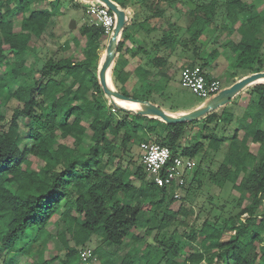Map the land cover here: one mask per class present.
Instances as JSON below:
<instances>
[{
  "label": "trees",
  "instance_id": "trees-1",
  "mask_svg": "<svg viewBox=\"0 0 264 264\" xmlns=\"http://www.w3.org/2000/svg\"><path fill=\"white\" fill-rule=\"evenodd\" d=\"M32 1L0 0V66H4L0 77V108L6 98L15 99L21 105L13 111L9 120L0 113V255L35 254L42 264L54 260H58L59 264H84L79 250L87 247L92 235L121 246L126 238L132 236L136 226L144 223L140 220L141 204L123 202L126 197L135 199L138 195L127 171L118 165L111 171L105 170L100 166L103 156L106 155L107 162H113L116 152L132 148L138 132L148 135L147 138L141 137L139 142L165 145L173 155L194 158L204 149V144L202 141H196L191 146L180 147L179 144L198 118L166 123L156 115L129 109L124 101L110 98L104 92L97 74L99 68L95 64L99 49L109 39L101 26L81 25L80 34L87 40L83 58L75 59L72 55L49 58L41 67H36L31 36L39 38L42 35L52 13L30 10ZM111 1L123 11L133 7L132 15L118 33L115 56L119 54L125 65L126 57L143 54L144 65L148 67L141 66L140 69L145 77L152 69L164 77L175 45L181 44L182 50H190L189 43L193 45L192 54L200 63L190 59L181 68L186 65L203 67L209 63L208 58L213 60L228 48L235 54L232 70L227 74L231 84L235 82L233 77L239 70H247L250 74L264 71V33L260 35L264 31V13H261L264 0L257 6L246 0ZM12 3L15 5L12 6ZM168 11H171L169 15ZM16 12L21 13L17 29L10 18ZM173 14L177 15L175 20ZM161 19H165L167 28L162 30L151 49H146L143 42L129 40L135 25L149 33L156 30V23ZM181 20L185 23H180ZM226 20L238 23L241 29L239 40L233 42L218 37L210 52L200 57L203 32L212 26L215 29L225 28ZM180 29L182 34H178ZM228 35L227 30L222 32V36ZM10 57H13L12 60ZM27 62L31 74L25 77L22 67ZM124 65H118L116 70L115 90L144 101L138 94L142 87L138 85V89H134L136 82H127L130 71L125 70ZM19 77L32 83L13 87ZM66 80L70 82L65 83ZM245 88H248L257 110L253 119L255 132L252 141L259 143L261 148L262 156L258 164H255L256 155L238 136L236 129L228 140L224 135L216 137L212 129L208 145L217 150L226 141L224 157L217 169L209 170L202 165L204 159L201 156L192 175L197 180L204 176L210 184L216 181L230 183L238 193L235 212L224 220L219 221L215 217L202 222L200 239L210 250L208 257L190 249H181L172 236L160 237L157 241L162 255L156 264H221L225 259H228L227 264H264V247H261L264 242V212L257 213L264 199V130L259 127L264 119V81H254ZM112 108L119 116L115 123L112 122ZM19 114L30 120L28 135L32 143L25 148H20L18 144ZM221 116L212 111L199 121H205L203 126L209 123L217 126ZM159 123H163L162 133L153 141L150 137L154 136ZM85 134H89L90 141L87 154H75L74 148L58 140V137H70L77 147L84 141ZM28 154L43 162L42 172L29 167ZM249 161L254 163L251 168L247 167ZM134 176L144 183L148 198L152 200L156 193L163 198L155 202L154 214L162 207L163 200L169 197L156 226L158 235L174 223L188 225L182 218L188 214L183 204L175 210L172 208L176 202L173 188L160 187L148 180L141 162ZM245 197L250 201L243 205ZM49 223L56 228L61 224L62 231L52 233L47 228ZM151 231V228L146 229L148 234ZM225 231L229 236L222 241ZM183 234L191 241L196 240L197 235L191 228ZM55 236L64 249L63 254L45 259L46 245ZM68 236L73 245L69 243ZM132 249L128 248L118 263L112 254L103 249H94L92 256H97L96 264H134ZM144 251L148 259L155 254L149 245Z\"/></svg>",
  "mask_w": 264,
  "mask_h": 264
},
{
  "label": "rangeland",
  "instance_id": "rangeland-1",
  "mask_svg": "<svg viewBox=\"0 0 264 264\" xmlns=\"http://www.w3.org/2000/svg\"><path fill=\"white\" fill-rule=\"evenodd\" d=\"M249 4H254L255 6L260 5L263 0H246ZM99 4L100 2L97 0H63L61 3V10L59 11L61 15V20L64 22L65 28H73V24H76L77 29L81 26L82 21H87L88 17L85 14V8L90 4ZM261 13H264V9ZM177 15L173 16L175 20ZM184 20H181L180 23H183ZM226 22L225 28L215 29L214 26L207 29L203 32L200 42L202 44V49L200 51V57L206 56L208 52L215 46V42L218 37L223 39L231 40L233 42H237L240 37L241 29L238 27V23L233 24L228 20ZM185 23V22H184ZM183 23V24H184ZM183 24H179L183 26ZM166 25V24H165ZM163 27H166V26ZM227 30L229 35L222 36V32ZM182 30L178 31V34H182ZM264 31L260 34L263 35ZM185 38L188 40V36L186 34ZM109 37V36H107ZM44 38V40H43ZM40 43H44L46 48L50 50H46L43 48L41 52H39V57L44 60H39L36 67H41L45 58L49 56H57L61 55L62 51L57 48L56 42L49 39L50 37H43ZM185 39V40H186ZM190 50H182L183 47L181 44L175 45V55H170L168 58L169 68L167 69V74L158 78V82H152L150 85H145V83L139 82L138 85L142 87L143 91H138L140 98L145 99L144 101H148L160 109L164 110L166 113L173 114H181L187 113L191 110H194L202 103H205L207 99L200 98L193 93H191L187 88L183 87L179 81V68L187 63L188 61L193 60L196 61V64H199L200 61L192 54L191 50L193 49V45L191 43L188 44ZM264 50V46L263 49ZM227 53H230V62L232 63L235 57V54L229 49L225 50ZM69 51L65 52L68 54ZM13 57H10L12 60ZM103 58V57H102ZM119 59V54H116L114 58V63H117ZM211 60L210 58H208ZM232 68V67H231ZM228 69L225 74H230V70ZM4 66H0V77L3 75ZM22 73L24 76H29L31 74L30 68L27 65L22 67ZM249 71L247 70H239L236 75L233 77L234 81L243 78L244 76L249 75ZM57 78H60V75H57ZM21 83H32L31 80L25 79L24 77H19L13 87ZM231 81H222L221 88H225L229 86ZM138 85L134 86V89H138ZM131 89V88H129ZM248 88H243L238 93H236L227 103L219 106L214 111L217 114H222V116L217 121V126H214L213 123L207 124V126H203L204 122L199 121L203 116L205 117L207 114L198 117V122L192 126L191 131L188 133L187 137L181 138L179 141L180 147L183 146H191L196 141H202L204 144V149H202L195 157V166L188 173L186 178V183L184 188H182L180 192V197L176 198V202L172 204V208L175 210L178 208L179 204H183L185 209L187 210V216H183L188 225H179L174 223L165 229L161 235H158L157 231V223L160 219V215L165 209V206L168 203L169 197L163 200L162 207L159 211L154 214L153 206L155 202H157L160 198V195L156 193L151 200L147 196L144 183L139 181L135 176L134 172L137 166L140 164V151L138 148V142L141 137L147 138L148 135L144 132H138L136 134L135 144L129 150L126 148L125 151H118L115 154V158L113 162H107L106 155L103 156L100 166L105 170L111 171L114 169L116 165L125 169L133 183V185L137 188L138 195L135 199H131V197H126L123 199L124 203H135L139 202L141 204V218L140 220H144L142 226H136L135 230L132 233V236L126 238L125 242L121 246H117L114 244H110L105 242L101 237L97 235H92L90 241L86 244L92 251L96 248L103 249L104 251L113 255V259L115 262H119L123 255L126 253L128 248H133V258L134 264H156L158 259L162 255V251L159 247V242L157 241L160 237H169L172 236L174 241H176L177 245L183 249H190L196 253H200L203 257H208L210 250H208L204 243L200 239L199 227L202 222L206 219H213L217 217V219L224 220L227 219L229 215L235 212V199L238 197V193L231 188L230 183L221 184L220 181H216L213 183H208L207 179L204 176L199 177L198 180L192 178L194 170L196 169L199 158L202 156L204 162L205 169L215 170L221 163L224 152L226 149L227 142L222 143L219 149L213 150L209 147L208 141L212 134V129L215 132L216 137H220L224 135L228 140L231 137V133L234 129L237 130L238 136L243 138L248 145L249 150L256 155V165L261 159L262 153L259 143L252 141V136L255 132V127L253 126L255 119V115L257 113L256 106L252 102L251 96L248 93ZM130 92V91H129ZM133 91H131L132 93ZM134 91L132 94H135ZM138 96V95H137ZM127 108L135 110L136 107H133L128 102H124ZM20 104L12 98H6L0 108V113L9 120L12 116V113L15 109L20 108ZM212 112V111H211ZM118 114L114 111L112 122L115 123L118 119ZM19 121V136H18V144L20 148L29 147L32 143L31 138L28 135V127L30 120L25 118L23 115H18ZM260 129L264 130V119L260 123ZM204 128V130H202ZM163 129V123H159V125L154 130V136L150 137L151 140H154L155 136H160ZM85 139L82 141L77 147L73 144V139L68 137L65 139H61L58 137V140L69 145L71 148H74L75 154H87L88 147L90 145L89 134H85ZM129 147V145H128ZM29 160V167L39 173L42 172L43 162L38 158L32 156L31 154L27 155ZM254 166L252 161L247 163V167L251 168ZM201 179V180H200ZM145 190V191H144ZM130 195V194H129ZM146 195V196H145ZM120 197V196H119ZM146 197V198H145ZM249 198L245 197L243 199V205L249 203ZM264 212V199L260 203L257 209V213ZM182 219V220H183ZM47 228L52 233H59L62 231L63 226L60 224L57 228L49 223ZM151 228V233H147L146 229ZM190 228L197 235L196 240H189L183 233H187ZM229 233L227 231L221 237L222 241L227 240ZM137 237V239H134ZM69 243L73 245V241L69 238ZM149 245L154 251L155 254L151 259L145 254V247ZM261 247H264V242H262ZM63 248L57 236L51 239L50 242L46 245V251L44 254L45 259H50L56 254L62 255ZM12 256V257H11ZM36 255H24L22 253L17 254H8L6 257L0 255V263L2 264H42L40 261H37ZM97 258V256H96ZM94 259V264H96L97 260ZM228 259H225L221 264H227ZM49 264H59L58 260H54Z\"/></svg>",
  "mask_w": 264,
  "mask_h": 264
},
{
  "label": "crops",
  "instance_id": "crops-1",
  "mask_svg": "<svg viewBox=\"0 0 264 264\" xmlns=\"http://www.w3.org/2000/svg\"><path fill=\"white\" fill-rule=\"evenodd\" d=\"M62 1L63 0H33L30 4V10H41V11H48L52 13L42 35L39 38H37L34 35L31 36V42L34 45L33 50H34L35 65H37L39 60H44L39 57V52H41L43 48H45L46 50H50L49 48H46L44 43H40L42 38L45 36L50 37L49 39H52V41L56 42L57 48H59V50L62 51L61 52L62 54L57 56V58H55V55L52 57L49 56L48 58H45V61L49 58L59 59L67 55H72V57L75 59L83 58V51L86 49V42H87L86 37L80 34L81 26L77 29L76 24L75 25L73 24L72 26L73 28H65L64 22L61 20V15L59 13V11L61 10ZM14 5L15 3H12V6ZM125 12L127 16L129 17L130 15H132L133 7L129 6ZM170 13L171 11H168L167 15H169ZM174 15L175 14H173V16ZM20 17H21L20 12H16L10 17L15 22L16 29L18 28L17 26H18V21ZM85 23H88V20L86 22L82 21L81 25ZM164 25L166 27H163ZM166 28H167V23L165 19L159 20L156 23V30L151 31L149 33L144 32L142 29L139 28L138 25H135L133 32L130 34L129 40L131 42L133 40H136L139 43L143 42V44L146 46V49H151L153 47L152 44L156 42V40L161 36L162 30ZM105 48H106V45L105 46L102 45V48L99 49V58L96 60V63H95L99 69L104 59V56H105ZM227 49L228 48L224 49L215 59L210 60L208 64L202 67L209 77L217 78L220 80V82L228 79V76L227 74H225V72L232 67V63L230 62V59H229L230 53H227L225 51ZM67 51H69V53L65 54V52ZM172 55H175V52ZM114 58L106 74L107 83L113 89H115V84L117 83L116 70L118 69V65L122 63L124 65V60L122 57H119L117 63H114ZM144 58L145 56L143 54H139L138 56L133 57V58L126 57L124 68L125 70L130 71V75L127 79L128 83L136 82V84L138 85L139 82H141V83H145V85H150L152 82L157 83L158 78L163 77V74H159L161 76L156 74V69L155 70L152 69L148 76L146 77L143 76L142 71L140 69L141 66L143 68L148 67L144 65V62H143ZM26 65L29 67L28 62L26 63ZM180 70H181V67L179 68V71H178L179 80H180ZM97 74L99 76V71L97 72ZM69 82H70L69 80L65 81V83H69Z\"/></svg>",
  "mask_w": 264,
  "mask_h": 264
},
{
  "label": "built area",
  "instance_id": "built-area-1",
  "mask_svg": "<svg viewBox=\"0 0 264 264\" xmlns=\"http://www.w3.org/2000/svg\"><path fill=\"white\" fill-rule=\"evenodd\" d=\"M88 23L101 26L104 33L110 36L115 24V17L102 3L90 4L85 8ZM180 84L191 93L209 99L220 91L221 82L214 77H207L205 70L199 65L184 66L180 70ZM113 112L114 108L111 109ZM140 161L147 172V179L160 187L173 188L174 198L180 197V190L184 188L188 173L195 166V159L173 155L171 150L156 142L141 141L138 144ZM80 259L84 264H94L95 257L89 247L79 250ZM2 264V263H0Z\"/></svg>",
  "mask_w": 264,
  "mask_h": 264
},
{
  "label": "water",
  "instance_id": "water-1",
  "mask_svg": "<svg viewBox=\"0 0 264 264\" xmlns=\"http://www.w3.org/2000/svg\"><path fill=\"white\" fill-rule=\"evenodd\" d=\"M106 6L115 17V24L113 27V31L109 36L108 42L105 48V56L102 61V64L99 69V81L103 87L104 92L110 98H117L124 102L132 103V104H140V107H136L138 111H142L146 114H153L160 117L166 123H176V122H183V121H193L198 117H201L211 111H214L219 106L224 105L227 103L236 93L246 87L248 84L254 81H264V71L256 72L249 74L231 85L223 88L218 93L210 97L206 100L205 103H202L194 110H191L187 113L181 114H173V113H166L164 110L160 109L158 106L143 100H136L132 97H127L116 91L115 89L111 88L107 83V70L110 64L113 61L116 51V39L118 36L119 31L125 25L126 21L128 20V16L125 11L116 7V5L111 0H97Z\"/></svg>",
  "mask_w": 264,
  "mask_h": 264
},
{
  "label": "bare ground",
  "instance_id": "bare-ground-1",
  "mask_svg": "<svg viewBox=\"0 0 264 264\" xmlns=\"http://www.w3.org/2000/svg\"><path fill=\"white\" fill-rule=\"evenodd\" d=\"M130 105H132L133 107H140V104H138V103H136V104H130Z\"/></svg>",
  "mask_w": 264,
  "mask_h": 264
}]
</instances>
